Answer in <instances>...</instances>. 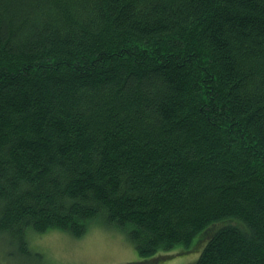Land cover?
Segmentation results:
<instances>
[{
  "label": "trees",
  "instance_id": "obj_1",
  "mask_svg": "<svg viewBox=\"0 0 264 264\" xmlns=\"http://www.w3.org/2000/svg\"><path fill=\"white\" fill-rule=\"evenodd\" d=\"M99 222L264 264V0H0V257Z\"/></svg>",
  "mask_w": 264,
  "mask_h": 264
},
{
  "label": "rangeland",
  "instance_id": "obj_2",
  "mask_svg": "<svg viewBox=\"0 0 264 264\" xmlns=\"http://www.w3.org/2000/svg\"><path fill=\"white\" fill-rule=\"evenodd\" d=\"M204 242L189 252L185 244H179L169 251L167 261L161 264H194L200 257ZM29 248L40 254L42 260L14 256L0 257V264H147L127 236L106 223L91 224L82 237L67 232L50 230L45 233H30Z\"/></svg>",
  "mask_w": 264,
  "mask_h": 264
}]
</instances>
